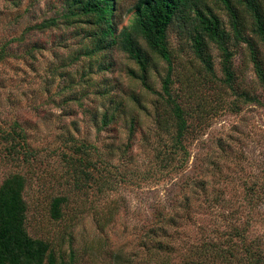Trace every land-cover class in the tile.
<instances>
[{
    "label": "rangeland",
    "instance_id": "374dc122",
    "mask_svg": "<svg viewBox=\"0 0 264 264\" xmlns=\"http://www.w3.org/2000/svg\"><path fill=\"white\" fill-rule=\"evenodd\" d=\"M70 1L0 0V184L14 174L25 179L28 235L66 264L71 253L72 264H186L194 247L209 242L234 249L232 264L248 260L246 247L264 262V75L256 63L264 73V42L251 16L230 0L240 40L220 4L204 5L227 34L231 87L216 45L205 39L207 72L191 50L190 25L178 21L168 31L171 88L188 112L190 134L186 154L163 167L156 154L171 143L157 136L167 119L165 63L139 41L152 57L148 92L129 76L138 67L119 49L83 56L92 45L85 21L61 17ZM135 2L116 0L117 31L131 24ZM57 17L56 27L35 29ZM110 100L124 110L104 128ZM134 116L139 126L130 137ZM61 197L56 220L51 202Z\"/></svg>",
    "mask_w": 264,
    "mask_h": 264
},
{
    "label": "trees",
    "instance_id": "16d2710c",
    "mask_svg": "<svg viewBox=\"0 0 264 264\" xmlns=\"http://www.w3.org/2000/svg\"><path fill=\"white\" fill-rule=\"evenodd\" d=\"M208 0H136L133 6V18L129 27L117 31L114 23L116 10V0H71L69 11L61 17L66 22H76L84 20L86 27V37L91 41V49H85L82 53L88 59L95 54L117 48L126 54L138 67V71L129 70V76L140 82L141 86L148 92L152 91L148 83L149 70L152 66V57L141 47L139 41H143L149 52L166 65V76L162 84V96L164 97L166 118L162 119L161 126L165 131L157 133V136L166 134L171 140L170 145L160 153L156 154L160 165L169 167L179 160V152L185 151V142L189 136L188 112H185L178 104L172 92L171 75L175 69L168 44V31L178 21L186 22L190 25L192 32L191 50L197 57L205 71L212 72L213 66L207 54L205 39L216 45L221 53V70L224 75V83L231 87L235 77L231 65V53L228 50L225 39L227 34L221 23L210 11L204 9ZM220 4L230 17L231 27L234 37L241 40L242 29L239 16L230 0H209ZM237 3L253 19L254 32L264 42V13L259 0H237ZM60 17V18H61ZM59 17L42 21L35 26L37 30H46L56 27ZM1 57V55H0ZM258 64L257 74L262 77L264 73ZM105 70H108L105 67ZM102 94H106L103 91ZM133 101L140 106L139 101L132 96ZM245 98V97H244ZM124 110L123 103H115L110 100L108 107L104 109L101 116V126L108 127ZM110 111V113H109ZM161 115V114H160ZM158 116V115H157ZM158 118H160L158 116ZM159 120V119H158ZM170 122H169V121ZM155 123L159 124L155 119ZM139 126L137 118L134 116L128 122L129 136L135 135L136 127ZM172 127L174 131H169ZM15 131V130H14ZM164 132V133H163ZM161 138V137H160ZM88 173L85 176L88 177ZM25 179L18 174L11 175L0 184V264H66L58 263L57 255L49 243L31 238L26 231L27 206L23 199ZM185 202L189 205L188 199ZM64 198H54L51 202V216L53 219L61 217V205ZM166 252L172 249L167 245L158 244L157 248ZM232 248L221 249L214 242L194 247L186 264H232L235 257ZM249 255L248 260L243 263L240 260L236 264H264L255 253H249V248H245ZM225 254L226 256H224ZM255 258H254V257ZM257 257V258H256ZM121 260V257H117ZM228 258V262L226 259ZM75 260L73 253L69 256V263ZM128 262V260H126Z\"/></svg>",
    "mask_w": 264,
    "mask_h": 264
}]
</instances>
